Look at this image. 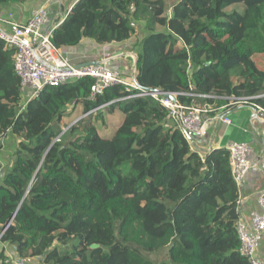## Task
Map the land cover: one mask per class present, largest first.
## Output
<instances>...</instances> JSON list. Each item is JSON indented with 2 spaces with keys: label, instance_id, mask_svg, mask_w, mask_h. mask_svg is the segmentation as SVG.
<instances>
[{
  "label": "trees",
  "instance_id": "1",
  "mask_svg": "<svg viewBox=\"0 0 264 264\" xmlns=\"http://www.w3.org/2000/svg\"><path fill=\"white\" fill-rule=\"evenodd\" d=\"M134 22L146 32L135 61L141 89L207 104L210 116L264 110V70L253 59L264 56V0H178L170 14L162 0H78L50 41L59 50L126 43ZM13 54L0 40V138L19 140L11 166L0 160V264H9L6 246L26 264H154L145 254L165 248L160 264H249L226 147L200 155L160 103L121 100L122 84L91 98V77L46 86L23 105ZM108 102L106 114H122L110 135L91 123L106 127L92 115L99 109L56 140L77 106Z\"/></svg>",
  "mask_w": 264,
  "mask_h": 264
},
{
  "label": "built area",
  "instance_id": "2",
  "mask_svg": "<svg viewBox=\"0 0 264 264\" xmlns=\"http://www.w3.org/2000/svg\"><path fill=\"white\" fill-rule=\"evenodd\" d=\"M66 15L51 20L46 8L37 7L25 23L12 24L10 32L0 29V40L6 47L14 50L13 71L20 80L22 93L28 94L25 102L35 98L46 86L57 87L74 79L91 77L95 81L90 89L91 98L102 94L109 86L122 84L129 95L121 100L150 97L157 101L167 110L169 123L181 131L190 145L196 144V141L204 136L212 117L209 115L211 113L209 105L187 107L178 102V93L143 90L133 81L134 76L130 83H125L123 73L113 68L108 58L89 62L90 65L73 64L63 49H55L50 38L53 30L62 23ZM258 97H264V93ZM247 100L240 99L243 102ZM109 104L110 102L102 104L84 113V116L102 110ZM255 109L258 118L264 120V110L259 107ZM220 121L229 124L227 116H222ZM262 136L264 140V131ZM226 149L231 177L239 189L252 172L258 171L264 176V147L259 156L254 155L253 146L248 143H230ZM256 202L258 209L250 214L249 219L241 215L239 208L240 218L236 224V231L240 240V253L248 258L249 264H264V257L257 255L264 236V189L258 193ZM6 263L25 264L18 258H8Z\"/></svg>",
  "mask_w": 264,
  "mask_h": 264
},
{
  "label": "crops",
  "instance_id": "3",
  "mask_svg": "<svg viewBox=\"0 0 264 264\" xmlns=\"http://www.w3.org/2000/svg\"><path fill=\"white\" fill-rule=\"evenodd\" d=\"M78 0H25L22 3H11L0 6V29L5 32H10L12 24L25 23L31 12L37 7L46 8L51 20L58 19L60 16L68 14L72 6ZM136 26L142 22H134ZM142 25V24H141ZM143 27V25H142ZM130 42L112 43L108 45H99L91 40H82L77 47L67 48L64 51L70 54L82 52L75 64H86L89 62H98L101 59L108 58L110 65L119 70L118 65H113V60L116 58L118 49L124 48ZM137 54L140 52V47L137 46ZM104 50L102 54L99 52ZM115 56V57H114ZM118 64H120L118 62ZM135 69V64L133 65ZM123 72V70H120ZM124 73V72H123ZM252 110L246 107H238L231 110H220L216 115L210 117V121L206 127L204 136L196 141L195 149L200 155L220 147H227L230 143H248L253 146L255 156L262 153L264 140L262 132L264 127L257 121L251 118ZM222 116L229 118V124H224L220 121ZM264 189V176L258 171H254L248 177L246 182L239 189V208L241 215L245 219H249L250 214L258 209L256 197L258 193ZM4 253L6 249L12 257L15 258V253L12 247H3ZM258 257H264V236L262 243L257 251Z\"/></svg>",
  "mask_w": 264,
  "mask_h": 264
},
{
  "label": "rangeland",
  "instance_id": "4",
  "mask_svg": "<svg viewBox=\"0 0 264 264\" xmlns=\"http://www.w3.org/2000/svg\"><path fill=\"white\" fill-rule=\"evenodd\" d=\"M165 6V9L167 10V13L170 14V9L172 5H174L178 0H162ZM234 8V7H232ZM232 8H228L227 11L231 10ZM239 9V7H238ZM56 20V19H53ZM144 23H140V25L137 26V33L134 38H131L130 43H127L128 45L124 46V48L115 50L117 52L116 58L113 60V65H118L119 70H123V80L125 83H130L132 80V77L135 75V69H133V65L135 64L136 61V55H137V42L142 38V36L145 35L144 28ZM158 29H160L158 27ZM135 43V44H134ZM104 50H100L99 52L102 54ZM70 54H67L70 61L75 64L77 63V60H79V57L82 56V52L72 54V51ZM115 57V56H114ZM256 65L258 68L264 70V56L263 55H255L253 57ZM118 62L120 64H118ZM22 99H23V105L25 104V96L24 94H21ZM196 106L200 105V102H195ZM70 111V110H69ZM68 111V112H69ZM68 116L64 117L62 119V124L63 125V130L66 132L67 130L70 129L71 126H76L79 124V122H82L83 120L87 119V116H84V112L82 109V106H77L74 111H71L70 113L67 114ZM95 118L96 116H102L103 122H105V126H101V120H95L94 118L91 119V123L94 124L98 131L100 132L101 135L107 136L110 135L113 131V129L119 124V122L122 119V114L119 111H116L114 115H108L106 114V111L102 109L99 112H96L92 114ZM71 135L66 134L64 138L68 139ZM57 140V139H56ZM55 140V141H56ZM18 138L7 134L4 138H0V160L3 166V170L8 169L11 166V163L14 160V153L15 150L17 149L18 146ZM197 144L191 145L193 148L196 147ZM1 247V246H0ZM2 248V247H1ZM9 249H6L5 255L8 258L15 259L11 255H9ZM154 264H160L161 262H168V257H167V248L162 249L158 252L155 253H150V254H145ZM25 264L29 263L31 261H24Z\"/></svg>",
  "mask_w": 264,
  "mask_h": 264
},
{
  "label": "water",
  "instance_id": "5",
  "mask_svg": "<svg viewBox=\"0 0 264 264\" xmlns=\"http://www.w3.org/2000/svg\"><path fill=\"white\" fill-rule=\"evenodd\" d=\"M91 64V63H90ZM89 63H86V64H84V65H90ZM133 81L136 83V80H135V78L133 77ZM156 91H159V90H156ZM169 98H171L170 96H168ZM252 110V113H251V118L252 119H254L255 121H257V122H259L262 126H264V120H260L259 118H258V115H257V111H256V109L255 108H252L251 109ZM63 132H64V130H62L61 131V133L59 134V136L58 137H60L62 134H63ZM57 137V138H58ZM56 138V139H57ZM98 247V245H91V248H97Z\"/></svg>",
  "mask_w": 264,
  "mask_h": 264
}]
</instances>
